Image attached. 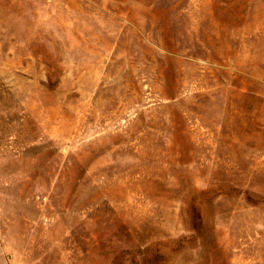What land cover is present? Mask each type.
I'll list each match as a JSON object with an SVG mask.
<instances>
[{"label": "rangeland", "instance_id": "1", "mask_svg": "<svg viewBox=\"0 0 264 264\" xmlns=\"http://www.w3.org/2000/svg\"><path fill=\"white\" fill-rule=\"evenodd\" d=\"M0 264H264V0H0Z\"/></svg>", "mask_w": 264, "mask_h": 264}]
</instances>
